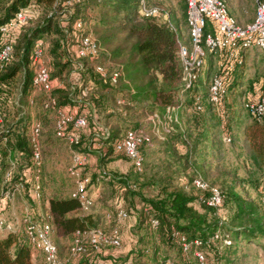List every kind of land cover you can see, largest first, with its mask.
<instances>
[{"label":"trees","instance_id":"obj_1","mask_svg":"<svg viewBox=\"0 0 264 264\" xmlns=\"http://www.w3.org/2000/svg\"><path fill=\"white\" fill-rule=\"evenodd\" d=\"M30 1L8 0L4 5L3 16L0 20L1 26L12 20L22 9L30 8L33 12L29 25L24 26L18 38L13 41L14 61L0 73V99L6 100V105L15 97L20 84L23 85L24 93L31 91L35 76L32 54L38 44L44 46V37L54 31L55 40L50 46L45 43L50 48V54L53 57L52 67L49 68L51 81L54 83L52 95L57 99L60 108L68 109L67 106H71L73 109H69L70 112L87 116L89 124L82 132V145L79 147L81 152L88 155L93 148L96 149L99 143L101 144V162H105L109 159L106 157L112 151L111 149L114 150V143L119 138L115 136L114 130L108 140L98 138L96 135H101L103 130L96 122L90 121L93 117L91 107L88 103H81L75 107L74 100L70 95L67 96L68 87L84 89L88 85L98 87L100 84L106 92L117 93L119 100L128 101V107L136 110L142 109L143 115L158 112L164 117L168 108L177 109L178 122H174L173 130L167 135L165 141L155 143L154 147L158 150L155 152V148L141 147V153L144 156V171L137 172L129 160L134 172L140 173L139 175L145 180L144 183H139L138 177L134 179L133 184L139 183V189L138 185L135 189L131 183V176L111 178L113 183L117 180L120 185L121 202L125 199L131 205L129 215L135 216L137 228L145 232L138 239L139 244L143 245L142 248L132 252L136 257V262L141 263L145 259L150 264H167L171 257L170 253L177 252L176 257L184 264H201L195 256L197 252H200L205 255V264L209 263V256L212 255L216 260L223 259L224 264H235L238 250L243 244L261 245L264 241L262 208L257 203L244 198L234 186H228L223 191L219 186L206 180L203 175L208 178L210 171L214 169L213 164L220 161L227 151L229 142L231 144L234 140L233 144H235L236 140L232 131L233 126H238V128L243 127L244 140L250 151L249 162L252 167L250 178H260V173L264 169V118L259 119L253 116L245 108L251 116L244 122L241 118L237 120L232 117L231 120L234 119V121L231 122L227 120L231 115L230 112L227 111V116L225 112L219 114L215 109L216 106L209 102V90L207 98L202 97L201 92L197 90V85L184 95H180L182 71L179 59L180 32L171 20L163 22L158 20L159 17H142L140 13L142 0H33L34 6H42L45 11V16L39 17L40 19L38 11L32 7ZM182 9L185 18L187 12L185 2ZM88 12L93 14L91 19L85 18ZM66 13L70 14V18L66 20L68 25L57 23L58 17ZM77 21L86 24L87 30L96 38L101 49L99 59L93 62L85 61L86 70L80 73L73 71L74 61L70 59V56L75 53V50L69 44V35L75 33L74 26ZM90 25H94V30ZM121 34H124V38H120ZM3 40L0 36V49ZM248 54L241 57V63H235L230 69H224L221 72L220 76H225L228 83L224 101L231 93H244L241 91L242 76L245 74L244 64ZM105 59L116 62L118 68L108 70L104 64ZM98 65L104 66L108 73L121 72L122 75L118 82L112 84L108 77L104 78L97 73L95 68ZM66 78L69 82L68 87H56L58 81L64 83L63 80L66 82ZM248 88L249 86L246 92ZM183 120L186 125L184 129L179 125ZM19 125L21 127L15 132V137L9 144L12 156L9 157L6 150L1 153L0 182L2 179L6 180L9 169L8 159H16V153L23 154L19 159L23 157L24 162L19 161L20 165L13 174L11 183L16 182L15 178L18 180L24 178L31 166L32 151L27 137V127L23 125V122ZM60 140L65 142L63 139ZM103 149L105 151H102ZM148 153H154L157 158L164 157V162L160 167L159 164H155L156 160L151 165L147 164ZM26 162L29 164L24 166ZM91 175L90 186L96 181L109 177L101 170ZM197 176H201L212 187L221 190L224 194L221 206L227 204L232 206V215L226 220L217 217L218 208H209L203 203L207 192L193 188L192 181ZM180 180L186 182H180ZM7 186L9 187L8 184ZM190 186L195 193L190 192ZM146 187L153 189L152 195L146 196L143 193ZM43 189L42 183L44 197ZM72 193L73 191L61 194L57 190L49 198L57 240L67 238L73 242L74 234L78 230L98 228L94 226L91 216L82 214L80 203L72 197ZM263 196L264 189L260 199L262 207H264L262 205ZM138 200L142 202V207L137 204ZM121 208L124 210L123 207L118 209ZM117 212L118 210L115 214ZM126 213L128 215L127 211ZM153 220L158 222L157 229L151 226ZM149 229L154 230L159 240L158 244L151 243L150 239L146 241ZM182 238H186L190 244L187 251H184L182 247ZM195 241H199L200 244H195ZM227 241H230V244H227ZM56 243L60 257L65 260L60 244ZM107 248L111 247L97 251L88 246L86 252L79 256L85 257L84 264H105L107 262L105 260L110 259L102 257L106 254L105 249ZM161 250L166 251L162 258ZM33 252L35 251L31 248L24 233H9L4 237L0 236V264H34ZM39 264H42V261ZM44 264H46L45 260Z\"/></svg>","mask_w":264,"mask_h":264},{"label":"built area","instance_id":"obj_2","mask_svg":"<svg viewBox=\"0 0 264 264\" xmlns=\"http://www.w3.org/2000/svg\"><path fill=\"white\" fill-rule=\"evenodd\" d=\"M187 4V24L190 32V44L179 42V59L181 63V90L180 95L192 90L203 76L207 65L209 54L226 53L227 58L241 63V57L252 51H264V0H253L256 7L255 21L248 26H240L235 17H233L227 4L223 0H182ZM141 16L144 18L161 17L169 19L167 12L157 7H150L145 0H142ZM33 18V12L30 8L19 11L16 16L0 26V36L4 39L0 49V73L14 61L15 41L21 29L29 25ZM169 21V20H168ZM209 28V29H208ZM77 36L75 53L73 57L74 72L80 73L86 70L85 61L93 62L99 59L101 49L96 38L87 30V26L82 21H77L74 26ZM11 40V41H10ZM44 56L40 44L32 54V65L35 66V76L32 82V88L35 92L45 93L48 99L44 101L43 107L56 113L55 135L59 139L65 140L70 148H78L72 151V165L69 169L70 177L75 183V189L72 197L80 203L82 214L89 212L95 205V199L89 193L92 182V175L86 172L89 155L80 151L82 145V132L88 127L89 120L85 114L77 115L70 112L67 108H60L57 99L53 97L54 83L51 81L50 69L41 64L40 59ZM96 72L102 77L110 79L112 84H116L122 75L121 72L114 71L108 73L107 69L98 65ZM25 74V71L23 72ZM22 73V74H23ZM92 85L83 89L87 94L93 90ZM228 83L222 76L215 77L209 88V102L214 106L223 103L227 95ZM23 85L17 87L15 97L9 102L13 107L20 108L23 97ZM8 103V104H9ZM33 103V102H32ZM123 106L126 102L118 101ZM10 106V105H9ZM245 108L255 117L264 118V100L258 99L255 102H246ZM176 108H168L166 115L163 117L158 112L149 114L145 123L134 130L128 131L122 138L114 143V151L130 160L137 172H142L144 167V156L141 153L142 146L153 147L158 141H165L168 134L173 130V124L177 120L174 117ZM21 114L15 122H10L6 113L0 110V160L1 153L8 151L9 157L12 156L9 144L15 137V132L19 130L20 122L23 121L27 127V137L31 146V166L27 170L34 171L35 176L31 185V190L35 201H41L42 194V170H43V145H42V124L39 121L25 122ZM146 125V126H145ZM149 128V129H148ZM111 132L105 128L103 133L97 134L98 138L108 140ZM228 141V140H227ZM23 154L17 153L16 159H8L9 169L6 175L5 183L9 185L7 191L3 194V201L0 203V212L6 209L7 203L12 202L22 194L26 189V182L23 179L12 182L13 174L18 169L20 163L19 157ZM105 174V172H104ZM192 186L202 192H207L203 203L209 208H219L224 201V194L217 187H212L201 176H197L192 181ZM264 206V196L262 198ZM110 217V216H109ZM128 217L123 209H118L116 214L117 222H122ZM23 232L31 248L43 255L46 264H67V260L60 257L59 248L55 240V227L53 223L46 219H36L33 209L27 210L23 220ZM153 229H157L158 222H151ZM9 233H20L17 227L8 223L3 217H0V235ZM195 244H200L195 241ZM230 244V241H227ZM91 246L97 251L105 247L119 248L121 238L118 227L107 233L100 228L87 230H78L74 234L71 256L76 257L86 252L87 247ZM190 244L186 238H182V247L184 251L189 249ZM196 258L201 264H205V255L197 252Z\"/></svg>","mask_w":264,"mask_h":264},{"label":"rangeland","instance_id":"obj_3","mask_svg":"<svg viewBox=\"0 0 264 264\" xmlns=\"http://www.w3.org/2000/svg\"><path fill=\"white\" fill-rule=\"evenodd\" d=\"M223 1H225L228 8L229 2L231 1H233L234 5H241V0ZM248 1L249 2H246L244 6L247 11L249 9L251 11L254 6L250 0ZM7 2L8 0H0V20L3 16V10L5 8L4 5H6ZM146 2L150 7H157L162 11L167 12L169 16L168 20H171L180 32L181 41L186 45L190 44V32L187 24V12L186 17L184 18L182 11L184 2L182 0H146ZM30 4L32 5V7H35L36 11H38V18H42L45 16V11L43 10L42 6H34L33 4L35 3L33 0L30 1ZM92 17L93 14L91 12H88V14L85 16L86 19H91ZM69 18L70 14L66 13L64 15H60L56 22H61L60 24L65 26L68 25L66 20H68ZM158 20L163 22L168 21L163 16L159 17ZM90 26H92L94 30V25ZM55 35L56 34L54 31L52 32V34L46 35L43 40L44 46L41 45V47L43 46V49H45V52L44 56L40 59V62L48 68L52 67L53 57L50 54V48L47 47L46 44L50 46L55 40ZM120 36V38H124V34H121ZM77 39V36L73 38V36L70 34V46L75 47ZM226 56L227 54L224 52L208 55L206 69L204 70V74L197 84V90L201 92L202 97L207 98L209 86L215 77L220 76L221 72L224 69H230L235 63L239 64V62H234L228 59ZM73 57H70V59L72 60ZM263 57L264 51H252L248 54V57L244 64L245 74L244 76H242L243 85L241 87V91L244 93H231L227 100H225L221 105L215 107L219 114H224L225 112V116H227V111L230 112V118L228 117L227 120H230L232 122L235 118L237 120H240L241 118V120L244 122L245 119L251 116L246 111L244 104L246 102H255L259 98L264 100ZM104 64L106 67H108V70L118 68L116 62L109 61L107 59L104 60ZM224 78L226 79L225 76ZM67 80V78L66 82L63 80L64 83L58 81L56 83V87H68L69 82H67ZM247 86H249V88L246 92ZM69 95L74 100L75 107H78V105H80L81 103H88L93 114V117L90 118V121L96 122L103 129L107 128L111 133L112 130H114L115 136L119 139L122 138V136L125 135L128 130L139 127L141 123L144 124L146 117L148 116L141 113L142 109L136 110L132 109V107H128V101L124 100L126 102L125 106L117 103V100H119V95L113 92H106V89L102 88V85L100 84H98V87H94L93 90H89L87 94H84L83 89L80 87H68L67 96ZM47 99L48 96L45 93L35 92L32 88L31 91L27 93L25 92L23 94L21 101L22 106L20 108L13 107L10 103L6 105V100L0 99V110L6 113L10 122H15L16 118L18 119L21 114H24L22 118L25 122L39 121L42 124L43 128V199L41 201L34 200L31 185L33 183L32 180L35 176V173L32 169L31 172L28 171L27 174L24 175V178H22L24 182H26L27 186L24 192L18 195L14 201L7 203L6 209L0 212V217H3L8 223L14 224L18 230L23 229L21 222L27 210L33 209L36 219L45 218L46 216L43 203L45 199L51 198L57 192V190L61 194H68L75 189V183L70 177L69 169L72 165V151L78 148H70V146L66 142L56 138L54 129L57 115L53 111L44 109L43 103ZM206 105H208L207 102ZM67 107H69L68 109H73L71 106ZM232 117L234 119L231 120ZM232 133L235 136V144H233L234 140L231 144L229 142L227 151L222 155L220 161H216V163L213 164L214 169L210 171L208 178H206L204 175L203 177L210 183L219 186L223 191H225L226 187L228 186H234L239 194H241L244 198H247L249 201L257 203L264 212V207H262L260 204V199L264 189V169L260 173V178H250V171H252V167L249 162L250 151L247 143L244 140L243 127L238 128V126H233ZM157 142L159 141L156 140V144ZM1 146L2 144L0 145V147ZM97 146H101V144L98 143L96 145V149L93 148L94 153L90 151L88 154L92 155L93 159L92 161H90V159L88 160L89 169L87 168L86 172L88 174H93L94 172H99L100 170L101 172L104 171L109 175V177H106L109 180L105 179L108 181H96L92 186H90L89 193L94 197L95 205L89 212L83 215L91 216L93 218L94 226L107 233H110L116 227H118L119 229L121 246L119 248L111 247L105 249L106 254H103L102 257L110 258L108 260H105L107 261L105 262V264H150V262L145 261V259L141 263H137L136 257H134L135 255L132 254V252L137 251L139 248H142L143 245L139 244L138 239L139 236H142V234H145V232L137 228L135 216L129 215V208L131 207V205L128 201L126 202L125 199L123 200V202H121L122 199L120 198H122V196H120V185L118 184L117 180H115V183H113V180H111V178L131 176L132 184L136 177L139 178V183H144L145 180L142 176L139 175L140 173L134 172V169L129 160L114 153L113 149H111L112 151L106 157L107 159H109L105 160V162H101V156L96 152L100 151V149H97ZM151 148L155 147L153 146ZM157 150L158 149H156L155 152ZM144 154H146V152H144ZM22 158L20 162H24ZM155 158L157 157L156 155H154V153H148L146 156V162L148 161L147 164L151 165L156 160L155 164H159L158 166L160 167L161 163L164 162V157H160L157 159ZM14 159L15 158H13V160ZM27 164L29 163H24V166H26ZM215 165H217V168H215ZM4 180L5 179H2V181L0 182V203L3 201V194L8 189V186ZM15 181H19L18 178H15ZM180 182L186 181L180 180ZM243 182L246 183L243 184ZM136 185L133 184V186H135V189L137 188ZM193 188L190 186L189 190L190 192L195 193V190H193ZM143 193L146 196H150L153 193V189L151 187H146L143 190ZM118 200H120V202H118ZM137 204L142 207L141 201L138 200ZM120 207H123L124 210L128 212V217L119 223L115 219V213ZM232 211V206L230 204H227L218 208L216 210V215L222 220H226L229 216L232 215ZM146 237L148 238L146 239V241H148L149 239L152 240L151 243L156 242V244H158L159 242L158 238H156L154 234L153 229H149ZM55 240L56 242H58V244H60L63 254L62 256L66 258L65 260H67V264H84V256L72 257L70 255L69 248L72 244V240L67 238H61L60 240H57V237ZM165 253V250H161V258ZM169 256L171 257L168 260L167 264H184L179 258L176 257L177 252L170 253ZM236 258L237 262L235 264H264V241L261 242V245H257L255 243L251 245L243 244V246H241V248L238 250ZM40 261H42V264H44V258L42 256ZM208 264H224V261L223 259L216 260L212 255L209 256Z\"/></svg>","mask_w":264,"mask_h":264},{"label":"crops","instance_id":"obj_4","mask_svg":"<svg viewBox=\"0 0 264 264\" xmlns=\"http://www.w3.org/2000/svg\"><path fill=\"white\" fill-rule=\"evenodd\" d=\"M251 2H252V4H253V6H254V8H252L251 9V11H250V9L247 11L246 9H245V3L246 2H249L248 0H241L240 2V6L239 5H234L233 4V1H231V2H229V12H230V14L233 16V17H235L236 18V20H237V22H238V24L240 25V26H243V27H245V26H248V25H250V24H252L254 21H255V16H256V7H255V4H254V2H253V0H250ZM241 7V8H240ZM242 8H243V10H242ZM245 9V10H244ZM248 13V14H247ZM177 114H178V112L176 111L175 113H174V117H175V119L177 120ZM178 122V121H177ZM180 122V121H179ZM179 125H181V127H182V129H184V127L186 126L185 125V122H184V120L182 121V124L181 123H179ZM110 129V128H109ZM102 130H103V128H102ZM101 147L100 146H97V149H100ZM102 151H105V149H103ZM92 152H93V150H92ZM97 153H99L100 155H101V151H96ZM94 153V152H93ZM89 159H90V161H92V159H93V156L92 155H90L89 156ZM43 199V198H42ZM44 211H45V218L46 219H48V220H50L51 222H53L52 221V216H51V212H50V199H45L44 200ZM34 211V210H33ZM22 225V224H21ZM23 230H24V228L22 229V230H19V232L20 233H24L23 232ZM1 237H4L5 235H0ZM41 254L40 253H38V252H33V259H34V264H39L41 261H40V259H41ZM43 257V256H42Z\"/></svg>","mask_w":264,"mask_h":264}]
</instances>
